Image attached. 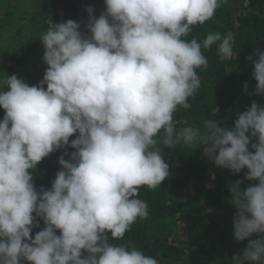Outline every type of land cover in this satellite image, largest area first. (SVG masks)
Wrapping results in <instances>:
<instances>
[{"label":"clouds","instance_id":"obj_1","mask_svg":"<svg viewBox=\"0 0 264 264\" xmlns=\"http://www.w3.org/2000/svg\"><path fill=\"white\" fill-rule=\"evenodd\" d=\"M225 3L104 0L98 18L86 8L87 35L73 20L41 33L47 67L36 85L0 72V264H158L113 241L147 218L139 190L169 177L162 152L179 144L204 145L232 174L247 169L228 185L234 239L247 240L238 264H264V103L253 100L230 128L205 120L203 131L177 129L174 120L201 86L203 50L215 44L221 59L235 56L230 35L186 39ZM249 62L256 83L244 90L264 97V50ZM59 149L61 170L50 188L37 189V165ZM244 180L257 183L242 189ZM37 218L45 226L33 238Z\"/></svg>","mask_w":264,"mask_h":264},{"label":"trees","instance_id":"obj_2","mask_svg":"<svg viewBox=\"0 0 264 264\" xmlns=\"http://www.w3.org/2000/svg\"><path fill=\"white\" fill-rule=\"evenodd\" d=\"M45 1L54 7L53 22L73 20L81 23L80 30L87 35L88 13L80 8L88 0ZM90 1L94 3L93 15L98 18L105 9L104 0ZM51 26L45 25L40 35ZM209 32L230 35L235 56L233 60L221 59L215 44L211 49L203 50L208 66L197 69L201 86L188 99L191 108L180 107L174 113L177 129L194 126L203 131L205 120H214L230 128L236 116L253 100L264 103V97L249 96L244 90L246 83L249 91L254 90L256 83L251 76L253 66L249 56L257 48L264 50V0H227L211 20L194 26L186 39L202 41ZM40 35L39 32L34 35L19 53L0 51V71L16 74L30 86L36 85L47 67L42 60L44 49L38 40ZM74 138L75 135L70 137V141ZM157 147L163 146L158 144ZM203 150L204 145L195 148V145L183 144L175 149H164L162 155L169 163V177L156 189L144 186L139 190V198L147 202L148 216L137 219L123 240L114 243L129 249L135 247L155 258L158 264H238L237 255L243 252L247 240L237 242L234 239L236 209L230 203L228 185L243 179L247 169L232 174L228 169L215 166ZM64 151L53 152L37 165L34 181L37 189L51 187L56 176L52 170H61L58 158ZM246 181L242 183V189L257 183ZM37 221L40 227L41 219L37 218ZM38 228H33L32 232ZM107 235L111 239L110 233ZM24 262L21 264H28Z\"/></svg>","mask_w":264,"mask_h":264},{"label":"rangeland","instance_id":"obj_3","mask_svg":"<svg viewBox=\"0 0 264 264\" xmlns=\"http://www.w3.org/2000/svg\"><path fill=\"white\" fill-rule=\"evenodd\" d=\"M93 4L88 0L80 9L85 11L88 6L93 7ZM54 12V7L45 0H0V51L9 50L14 54L21 52L20 50L31 42L34 35L37 36L38 32L40 35V32L44 31L42 28L45 25L53 24ZM4 114V110L0 108V120ZM55 165L58 166L57 162ZM45 172L47 173V170ZM56 173L57 171L52 170L53 175ZM44 226L41 219L40 227L31 233L33 238ZM59 234L57 230V235Z\"/></svg>","mask_w":264,"mask_h":264}]
</instances>
